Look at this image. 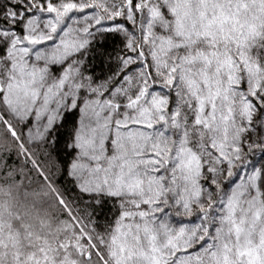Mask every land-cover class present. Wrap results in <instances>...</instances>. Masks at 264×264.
I'll return each mask as SVG.
<instances>
[{"label":"snow or ice","instance_id":"obj_1","mask_svg":"<svg viewBox=\"0 0 264 264\" xmlns=\"http://www.w3.org/2000/svg\"><path fill=\"white\" fill-rule=\"evenodd\" d=\"M0 264H264V0H0Z\"/></svg>","mask_w":264,"mask_h":264}]
</instances>
